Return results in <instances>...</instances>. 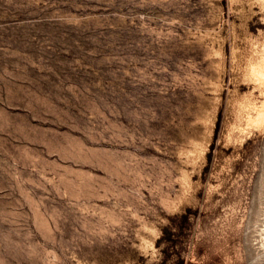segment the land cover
<instances>
[{
  "label": "rangeland",
  "instance_id": "obj_1",
  "mask_svg": "<svg viewBox=\"0 0 264 264\" xmlns=\"http://www.w3.org/2000/svg\"><path fill=\"white\" fill-rule=\"evenodd\" d=\"M264 0H0V264H264Z\"/></svg>",
  "mask_w": 264,
  "mask_h": 264
},
{
  "label": "bare ground",
  "instance_id": "obj_2",
  "mask_svg": "<svg viewBox=\"0 0 264 264\" xmlns=\"http://www.w3.org/2000/svg\"><path fill=\"white\" fill-rule=\"evenodd\" d=\"M263 244H264V242H263Z\"/></svg>",
  "mask_w": 264,
  "mask_h": 264
}]
</instances>
